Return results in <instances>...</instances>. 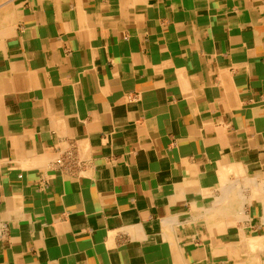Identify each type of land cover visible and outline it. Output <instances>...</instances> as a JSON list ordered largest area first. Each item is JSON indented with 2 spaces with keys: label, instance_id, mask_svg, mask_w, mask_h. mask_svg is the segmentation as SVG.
Masks as SVG:
<instances>
[{
  "label": "crops",
  "instance_id": "crops-1",
  "mask_svg": "<svg viewBox=\"0 0 264 264\" xmlns=\"http://www.w3.org/2000/svg\"><path fill=\"white\" fill-rule=\"evenodd\" d=\"M0 264H264V0L4 4Z\"/></svg>",
  "mask_w": 264,
  "mask_h": 264
},
{
  "label": "rangeland",
  "instance_id": "rangeland-1",
  "mask_svg": "<svg viewBox=\"0 0 264 264\" xmlns=\"http://www.w3.org/2000/svg\"><path fill=\"white\" fill-rule=\"evenodd\" d=\"M10 0H0V9L4 6V4L8 3Z\"/></svg>",
  "mask_w": 264,
  "mask_h": 264
},
{
  "label": "bare ground",
  "instance_id": "bare-ground-1",
  "mask_svg": "<svg viewBox=\"0 0 264 264\" xmlns=\"http://www.w3.org/2000/svg\"><path fill=\"white\" fill-rule=\"evenodd\" d=\"M232 179H233V178H232ZM246 190H247V189H246ZM245 196H246V195H245ZM245 196H244V197H245ZM240 197H241V196H240ZM259 259H260V258H259ZM244 263H245V262H244Z\"/></svg>",
  "mask_w": 264,
  "mask_h": 264
}]
</instances>
